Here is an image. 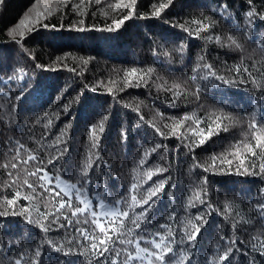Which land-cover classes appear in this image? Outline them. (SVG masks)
Instances as JSON below:
<instances>
[{
  "label": "snow or ice",
  "instance_id": "6c2138e0",
  "mask_svg": "<svg viewBox=\"0 0 264 264\" xmlns=\"http://www.w3.org/2000/svg\"><path fill=\"white\" fill-rule=\"evenodd\" d=\"M173 2L151 0L146 10L140 11L141 0H112L105 4L101 0H88L87 4L85 0H48L47 3L36 0L7 29L9 42L18 49L19 60L26 56L34 63L35 56L25 46V38L37 29L115 33L131 19H161L183 32L186 38L200 40L203 47L195 53L190 68L184 65L186 70L178 76L176 70L165 69V76L157 77L164 79L165 84L167 78L173 80L171 88H164L172 93L171 99L164 97L169 107L181 102L179 89L189 85L188 95L194 97L195 107L182 116L167 114L153 103L155 115L146 118L141 111L142 101L133 103L136 98L129 100L118 94L126 88L142 86L148 87L151 94V77L156 71L152 65L114 66L107 80L94 76L86 81L84 71L93 59L91 56L78 57L64 52L47 64L35 63V69L26 68L19 61L12 63L10 70L0 76V99L6 104L0 108L7 114L9 131L20 126L18 102L26 90L20 89L21 82L27 81L30 86L35 70L63 68L84 82L79 91L57 105L54 113L45 110L29 118L30 125H44L39 136L33 128H28L27 139L33 140L36 148L27 146L23 133L20 138L9 135L4 141L8 145L6 155L10 156L3 165L8 174L4 187L13 191L0 194V227L6 218L18 217L24 225L38 229L39 236L26 242L22 237L11 238L0 233V264H47L49 254L54 256L55 264H264V121L258 120L255 110L256 101L264 100V32L254 31L258 21L264 22V6L258 7L256 0H245L247 8L241 12L238 24L234 28L228 25L224 35L215 31V27L232 16L227 0H220L209 11L199 9L185 17L165 18L162 14ZM54 12H59V22L49 21ZM97 13L104 17L103 23L97 22ZM89 14L91 23L87 19ZM211 44L239 53H247L252 48L253 54L240 55L231 67L224 60L226 71H222L215 62L219 57L214 60L208 57ZM186 50V39L177 45L159 37L152 38L154 63H160L163 56L170 64V53L175 51L181 54L183 64ZM69 57L79 61L77 67H70ZM212 85L243 88L253 99V110H229L216 103H201L202 95L208 99L207 90ZM155 86L161 88L160 84ZM84 90L107 95L112 103L101 110L97 122L88 125L87 155L81 154L72 177L65 178L62 174L72 128L69 114L73 105L80 102ZM65 91L60 90L57 101ZM113 104L135 114L131 128L125 123L119 128V142L124 148L130 131L137 127L146 125L151 133L147 144L137 142L130 158V174L126 171L128 161H122L117 169L102 153V137ZM199 111L204 115H198ZM53 115L55 120L51 118ZM61 117L66 118L57 126L56 121ZM232 125L241 126L242 138H233L221 152L199 160L196 149L221 132L229 133ZM57 127L59 130L55 131ZM170 137L178 141L172 149L167 143ZM39 150L45 152L46 158ZM181 150L186 157H191L187 170L191 180L185 184L178 203L175 190L181 181L173 176L172 158ZM153 154L159 160H153ZM197 168L201 169L200 173L194 172ZM105 174L118 180L122 194L113 199L104 196ZM209 174L259 179L255 193L247 197L246 214L239 194L225 196L221 202L216 189L217 199L213 200L214 187ZM38 189L49 195L39 194ZM162 197H167L168 209L155 220L152 209ZM213 215L222 222L211 250L201 258L199 240Z\"/></svg>",
  "mask_w": 264,
  "mask_h": 264
},
{
  "label": "trees",
  "instance_id": "16d2710c",
  "mask_svg": "<svg viewBox=\"0 0 264 264\" xmlns=\"http://www.w3.org/2000/svg\"><path fill=\"white\" fill-rule=\"evenodd\" d=\"M36 0H3L0 3V76L7 73L13 62L19 61L24 67L35 69V63H49L50 59H55L57 55H62L64 52H70L76 56L88 57L93 59L88 64L84 71L86 81H91L95 76L97 79L103 77L108 79L114 66L131 67L135 65L148 66L152 65L156 71L151 77V94H149L148 87H129L124 92L118 93L122 98L133 100V103L143 102L141 111L147 117L154 116L152 105L155 103L162 111L173 116H182L185 111H191L194 104V97L188 95L189 85L184 84L179 91L182 93L181 102L176 107H169L164 103V97L172 98L171 92L164 91V88H171L173 84L172 78H167L165 84L164 79H157V77L165 76V69L176 70L177 76L180 72L185 71L184 65L190 68L191 62L194 60L195 53L203 47L200 40L195 38H186L185 34L180 30L172 27L158 18L151 19H131L115 33H98L95 31L77 33L68 30H45L37 29L25 38V46L32 50L35 56V63L29 60L26 56L23 60H19L17 56L18 49L15 44L9 42L7 36V29L14 26L20 19L24 11L30 7ZM41 3H47L48 0H40ZM112 2V0H101L102 4ZM151 0H141L142 7L140 11L146 10L147 4ZM220 0H174L173 4L163 13L165 18L185 17L192 14L194 11L203 9L206 11L212 10L219 5ZM88 0H85V4ZM228 7L232 10V16L226 20L225 23L221 22L215 27V31L221 34H227L228 25L233 28L240 20V14L243 12L247 5L245 0H227ZM258 7L264 6V0H256ZM95 7V6H94ZM105 11H109L105 8ZM215 14V13H213ZM51 22H59V13H53L48 17ZM89 23L92 22V17L87 16ZM97 22L103 23L104 17L97 13ZM255 33L259 34L264 32V22H257L254 26ZM159 37L164 41L179 44L181 40L186 39L187 50L186 55L181 63V54L175 51L170 53L171 63H167V59L161 56L160 63H154L152 56V38ZM50 43V44H49ZM49 44V45H48ZM208 57L214 60L219 57L215 62L218 68L226 71L223 68V61L227 60L229 67L233 65V61L239 60L240 55H252V48H248L247 53L231 52L227 49H221L215 44L209 45ZM23 54H21L22 56ZM259 60V56H256ZM27 61V63H25ZM70 67H77L79 61L68 58ZM251 63V61H247ZM123 73H121V76ZM114 78V74H113ZM84 81L80 77H75L72 72L67 69L58 68L55 71L35 70V75L32 76L30 86L27 81H22L20 89L24 90L21 99L18 102V120L20 126L14 127V131L8 130L6 124L7 114L4 108H0V194H11L12 188H5V181L8 180V174L4 171L3 165L10 160V156L6 155L8 145L4 143L9 135H15L20 138L24 134V140L28 147L36 148L33 140L27 139L28 128H33L35 135L39 136L43 130V124L30 125L29 118L34 114L50 110L55 112L59 103L64 102L68 97L73 95L74 91H79ZM156 84H160L161 88H156ZM122 86V84H121ZM61 89H66L64 95L59 101L57 96ZM207 98L204 99L202 95L201 103L208 105L216 103L218 105L226 106L229 110L251 111L254 108L253 99L249 93L243 88L221 87L212 85L207 90ZM187 100L188 103L184 101ZM111 97L100 93L90 92L84 90L80 97V102L73 105L70 111V118L72 119V128L70 130L69 153L65 157L64 175L65 178L72 177L75 166L81 159V154L87 155V147L89 138L87 135V127L91 123L98 120V115L102 109H107L111 104ZM0 105L6 107L5 101L0 99ZM255 110L258 120L264 121V100H258L255 104ZM198 115L203 116L204 112L199 111ZM135 114L129 110L123 109L121 105H112L111 116L107 123L105 133L103 134L102 153L105 159L113 163L119 169L122 161H128V168L126 171L130 174V158L137 149V142L147 144L151 135L150 130L145 126L137 127L135 130L130 131L125 148L119 142V128L125 123L131 128L135 119ZM55 120V116L51 117ZM66 117H61L60 121H56L59 126ZM167 118V117H166ZM158 119V118H157ZM171 123V121H169ZM246 127V125L244 126ZM57 127L55 131H58ZM241 139V126H230L229 133L221 132L220 135L214 136L209 142L196 149V154L199 160L209 156L212 153L221 152L233 139ZM175 137H170L167 141L169 148L175 147ZM40 155L46 158L43 150H39ZM153 160H159L153 154ZM191 157H186L183 151H180L178 156L174 155L172 158L173 176L178 177L181 183L177 184L175 190V199L179 203L181 200L184 186L190 182L191 177L188 175ZM165 163V161H159ZM51 171V169H49ZM29 171H32L30 168ZM105 172L107 170L105 169ZM195 173H200L201 169H195ZM21 183L23 172L21 171ZM210 182L213 184L214 190L212 193L213 200L217 199L216 189L219 190V199L222 202L225 196L231 197L235 194L242 196L241 207L243 213L246 214L247 197L253 195L256 188L260 184L258 178L255 177H237L235 175H211ZM105 189L104 196L107 199H113L117 195L122 194L123 188L115 178L105 174ZM38 193L44 196L49 195L43 189H38ZM23 202V201H21ZM169 201L167 197H162L161 200L152 209V215L155 220H158L168 209ZM40 207L43 208V201L40 202ZM222 222L220 217H210L209 223L205 226L202 236L198 244V251L201 258L205 252L211 250V243L215 239L216 233L219 230L218 225ZM0 233L6 237L19 238L22 237L26 242H32L39 236V230L24 225L20 218L11 217L6 218L4 226L0 227ZM47 264H55L54 256L49 254L47 257ZM76 258H73L75 261Z\"/></svg>",
  "mask_w": 264,
  "mask_h": 264
},
{
  "label": "bare ground",
  "instance_id": "6f19581e",
  "mask_svg": "<svg viewBox=\"0 0 264 264\" xmlns=\"http://www.w3.org/2000/svg\"><path fill=\"white\" fill-rule=\"evenodd\" d=\"M55 13H56V12H55ZM57 13H59V12H57ZM49 44H50V43H49ZM49 44H48V45H49Z\"/></svg>",
  "mask_w": 264,
  "mask_h": 264
}]
</instances>
